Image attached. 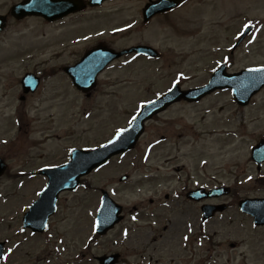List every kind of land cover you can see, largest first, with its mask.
<instances>
[{
  "label": "rangeland",
  "instance_id": "obj_1",
  "mask_svg": "<svg viewBox=\"0 0 264 264\" xmlns=\"http://www.w3.org/2000/svg\"><path fill=\"white\" fill-rule=\"evenodd\" d=\"M139 1L122 0L118 7L130 10L113 11L111 15L101 18L107 21L103 24L91 19L75 18L73 21L69 18L50 25L28 18L18 25L11 24L0 35V157L7 166L0 178V217L5 219L0 220V241L3 238L7 240L8 252L4 264H88L87 257H82L86 254L82 246L91 232L89 214L96 209L100 188L109 189L114 200L125 208L124 220L109 233L106 241L119 240L120 235L125 234H128L129 240L144 238V245L142 249L138 246V250L134 249L136 240L129 243L123 241L125 264H140L137 252H144V257L152 260L151 264H196L197 259L205 264H243L244 261L246 264H264V230L252 229L249 222L242 224L231 220L230 224L222 227V221L215 219L208 223L207 231L212 236L208 241L203 240V246L197 247L194 240H190L188 247L182 244V240L191 238L200 228L196 222L197 207L187 205L179 197H171L172 191L178 192L182 186L176 176L185 170L181 178L189 170L195 179L202 181L200 176L203 173L208 177L217 175L231 179L237 172V177L242 180L243 172L253 171L250 165L244 164L248 158L249 137L240 140L223 135L222 130L227 131L229 127L218 124L223 118H230L225 116L228 114L226 112L234 114L232 110L236 107H228L231 104L229 100L217 97L203 102L205 106L169 111L158 118L149 126L141 144L135 147L136 154L140 155L148 142L162 134L168 137L166 142L154 148L147 165L133 167L130 162L134 157L131 155L113 160L106 168L89 175L85 188L60 195L59 209L51 219L47 233L28 239L19 234L20 219L16 217L19 213L23 216L24 207L36 199L35 192L44 183L43 178L34 177L31 172L45 164L62 163L66 156L63 148L74 144L78 147L94 146L104 142L114 127L125 122V114L133 108L135 100L145 98L146 88H153L151 93L164 89L176 70L193 76L189 84H200L205 73L204 61L214 56L209 48L227 46L230 36L238 32L243 19L264 15V0H194L169 17V23L173 26L160 25L165 29L158 33L157 29L154 32L156 24H153L150 36L146 38L148 40L140 37L144 33L140 35L135 31L132 35L112 36L111 28L125 24L123 15L130 17L128 20L136 16V10L141 5ZM11 2H2L0 14L7 13ZM108 9L104 8L103 11ZM202 19L207 22L205 26ZM95 22L99 25L96 26ZM69 27L75 28V31ZM185 32H192L190 39L178 38V34L184 35ZM254 35L255 42L248 47V52L243 47L240 52H235L238 59L234 62L235 69L264 63V29L258 28ZM100 38L109 45L113 43L119 47L144 41L163 52L162 60L146 61L144 67L143 60H136L132 65L123 67L121 73L117 67L107 71L109 73L105 76L110 83L102 84L103 89L113 95L119 86V94L122 93L123 99L127 100L114 99L108 105L111 99L98 96L100 88L91 96L92 99L76 97L61 70L63 66L79 60L81 54ZM185 54L187 57L181 60ZM195 68H198L197 72H194ZM29 71L37 72L43 79L42 85L35 94L19 101L22 96L20 79ZM256 101L255 106L243 112L246 114L247 136L254 130L258 136L264 134V92ZM213 104L217 112L214 119L219 125L217 134H213V128L205 125L198 127L200 123L208 121L204 117V110H210ZM84 111L89 117L82 119ZM189 111L195 117L189 121L193 129L186 131L179 124L186 121L182 114ZM243 113L240 112L237 118ZM17 116L20 132H17L14 123ZM253 116L255 124L252 126L247 119L252 121ZM40 140V143H36ZM202 160L206 161L202 165L204 169L200 167ZM154 168H161L160 174L170 177L139 184L130 182L121 185L117 182L121 175L130 173L136 180L142 172L154 171ZM177 168L182 169L181 172L176 173ZM242 187L245 195L264 196V189L257 188L254 181ZM165 194L170 196L166 207L147 203L151 198L160 200ZM134 206L139 211L136 222L129 219ZM188 222L190 228L186 226ZM187 229L191 231L187 233ZM151 231L155 233L140 235ZM228 243H234L235 248H230Z\"/></svg>",
  "mask_w": 264,
  "mask_h": 264
},
{
  "label": "water",
  "instance_id": "obj_2",
  "mask_svg": "<svg viewBox=\"0 0 264 264\" xmlns=\"http://www.w3.org/2000/svg\"><path fill=\"white\" fill-rule=\"evenodd\" d=\"M48 2H49V0H34L32 3H29V5H30L29 9H34V10H36V12L38 11L37 12L38 14L43 15L44 17H46L49 20H54L57 17H61V16L66 14V12H62V13H56V12H59L58 10H60V9H67L68 8L67 5H63L62 3L51 5ZM55 6L57 8H56L55 12L53 13V15L47 14L45 12V11H48L50 8L55 7ZM163 7H165V5ZM43 10L45 13L41 12ZM92 56L93 55L90 54V56H88L85 60H87V61L90 59L92 60ZM102 62L101 63L98 62L100 64H94L95 66L93 68L95 70L92 71V73H91L92 76H94V74L98 70H101V67L104 66V63H102ZM83 72L84 71L82 69H78V68H74V69L68 71V73H70V75L74 78L75 82L76 81L79 83L83 82V81L91 82L92 79H90V76H88V74H84ZM36 85H37V81H35V80L32 81L31 78H26V80L23 82V88H24L26 93H27V91H29L28 89L33 90L36 87ZM4 169H5L4 166H2V164L0 163V174L3 172Z\"/></svg>",
  "mask_w": 264,
  "mask_h": 264
},
{
  "label": "snow or ice",
  "instance_id": "obj_3",
  "mask_svg": "<svg viewBox=\"0 0 264 264\" xmlns=\"http://www.w3.org/2000/svg\"><path fill=\"white\" fill-rule=\"evenodd\" d=\"M254 71H259V69H255ZM123 130H120L117 132V138L120 136V134L122 133Z\"/></svg>",
  "mask_w": 264,
  "mask_h": 264
}]
</instances>
